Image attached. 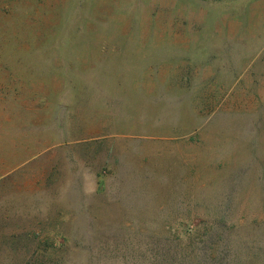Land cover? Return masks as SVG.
<instances>
[{
    "label": "rangeland",
    "instance_id": "374dc122",
    "mask_svg": "<svg viewBox=\"0 0 264 264\" xmlns=\"http://www.w3.org/2000/svg\"><path fill=\"white\" fill-rule=\"evenodd\" d=\"M0 264H264V0H0Z\"/></svg>",
    "mask_w": 264,
    "mask_h": 264
}]
</instances>
